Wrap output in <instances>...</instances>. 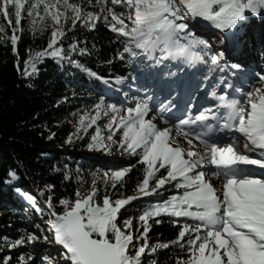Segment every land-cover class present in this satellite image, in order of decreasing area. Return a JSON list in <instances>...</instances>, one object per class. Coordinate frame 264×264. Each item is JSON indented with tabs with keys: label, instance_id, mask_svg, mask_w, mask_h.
Wrapping results in <instances>:
<instances>
[{
	"label": "snow or ice",
	"instance_id": "obj_1",
	"mask_svg": "<svg viewBox=\"0 0 264 264\" xmlns=\"http://www.w3.org/2000/svg\"><path fill=\"white\" fill-rule=\"evenodd\" d=\"M117 6L124 11L117 12ZM89 7L98 10L91 11ZM24 13L30 19L33 33L43 32L49 27L45 21H51L46 48L29 52L24 61L25 77L36 75L38 65L47 57L76 63L89 75L97 76L70 58L73 52L88 53L86 47L72 43L67 50L63 48L62 38L71 30L67 27L69 21L73 28L79 22L91 30L102 21L116 34L123 53L132 60L143 57L152 62L145 63V70L159 65L167 67L169 60L193 67L204 63L209 73L235 70L230 76L219 77L207 91L215 101L211 107L188 104L183 118H176L175 124L170 123L175 113L165 117L176 105L171 99L161 102L154 94L133 97L134 106L127 107L105 103L104 97H100L92 114L80 116L79 130L83 131L97 125L101 115L106 117L104 127L108 134L104 135L97 125L88 148L110 151V145L117 144L122 153L139 157L138 162L144 166L143 178L132 195L119 193V198L112 199L108 187L123 188L132 165L109 169L101 177L105 184L102 203L97 202L100 189L95 180L86 193L78 189L74 201L60 199L63 211L51 210L47 221L54 244L60 246L59 261L48 255L44 264H144L147 255L171 245L186 253L177 259V264H264V87L244 91L237 86L235 80L242 65L222 64L224 54L209 55L208 42L189 30V22L199 19L215 29L232 30L226 34L236 38L237 30L250 16L264 13V0H0V15L11 27L8 39L14 52L20 38L17 32L23 31ZM5 35V28L0 27V41ZM120 58L123 59V54ZM257 75L258 82L264 85V75ZM163 76L171 80L177 73L168 70ZM125 79L116 77V83L123 84ZM104 83L110 84V80L104 79ZM229 90L240 93L243 101ZM124 95L127 97V93ZM156 104V115L146 119ZM157 116L168 126L158 127L154 122ZM173 128L187 142V147L172 135ZM117 130L119 135L114 139ZM193 138L203 145L202 150H193ZM257 152L258 158L248 154ZM161 169L165 171L158 175ZM10 175L16 178L15 173ZM212 177L219 187L211 182ZM153 180L154 184H150ZM165 185L178 190L177 194L160 203L148 204L139 216L118 219L121 210H126L132 201L159 195ZM45 187L51 190L53 186ZM24 195L36 203L34 196ZM40 195H45L44 190ZM46 203L53 209L51 196ZM37 211L43 214L42 209ZM163 215L190 218L197 223L185 222L174 240L149 246V221ZM160 222L155 220L157 224ZM37 239L27 233L14 241L4 238V246L11 249ZM27 259L31 260V255ZM9 261L10 257L3 258V264ZM19 264H26L24 256L19 258ZM147 264L156 262L149 259Z\"/></svg>",
	"mask_w": 264,
	"mask_h": 264
},
{
	"label": "trees",
	"instance_id": "obj_2",
	"mask_svg": "<svg viewBox=\"0 0 264 264\" xmlns=\"http://www.w3.org/2000/svg\"><path fill=\"white\" fill-rule=\"evenodd\" d=\"M88 10L98 9L89 7ZM116 11L124 9L117 6ZM12 19L14 23V16ZM45 23L49 25L48 28L43 32L33 33L30 29V19L24 13L23 31L17 32L20 38L14 52L8 39L12 34L11 27L0 15V27H4L6 33L5 39L0 41V264L5 256L12 257L18 263L19 258L24 256L26 263L33 261V264H40L48 255L55 260L59 258L60 246H50L53 241L47 225L50 211L62 212L60 199L74 201L76 191L79 189L83 193L87 186L83 181L95 180L96 175L109 170L77 152L63 149L67 144L79 139L77 129L70 118L81 112L93 111V105L99 102L100 97H104V100L108 98L109 94L105 89L113 91L116 77H125V81L130 83H134L139 77L136 61L127 53H123V46L117 40L116 34L102 21L94 30L83 27L79 22L73 28L69 21L67 27L71 30L66 31L61 41L65 50L72 43L89 50L83 55L73 52L70 58L97 73L96 77L89 75L76 63H69L67 60L57 62L50 57L38 65L39 71L36 75L23 76L24 61L29 52L34 53L46 48L50 39L51 21L47 20ZM190 31L195 34L194 30ZM239 32L242 33L240 41L249 58L253 60L252 53L255 55L264 49L261 42L264 39V13L262 17H249L240 26ZM200 38L208 42L211 49L209 55H214L215 47L208 40L209 35L201 33ZM120 54H123V59ZM205 59L207 60V56ZM200 64L204 79L211 73L208 72L206 64ZM243 65L242 70L247 71L249 68L254 74L259 71L256 66L244 63ZM219 77L221 75H218ZM104 79L110 80V84H105ZM211 106L209 103L207 107ZM69 138L71 142H68ZM85 145L86 141L81 148ZM138 161L139 157L131 164L123 188L119 185L117 189L108 187L107 192L112 199L119 198V193L124 196L133 194L137 182L143 178L144 166ZM164 171L161 169L158 175ZM10 173H15L16 178L13 179ZM150 184H154V180L150 181ZM46 185L53 187L48 190ZM41 190H44V196L40 195ZM177 192L178 190L168 186L165 194L160 197H146L126 206V210H121L118 219L122 220L128 215L139 216L148 204L160 203ZM24 193L34 196L36 203L28 201ZM103 194L104 191H101L97 198L98 203H102ZM48 196L52 197L53 209H49L46 203ZM38 208L43 210V214L37 211ZM156 219L161 222L155 223ZM174 220L179 223H173ZM185 222L197 223L190 218L166 215L151 219L147 234L149 246L174 240L180 226ZM27 233H32L39 239L11 249L4 246V238L14 241ZM45 236L48 237L47 240L44 239ZM29 255L31 260L27 259ZM185 255L178 246L171 245L167 249H157L155 253L147 255L144 264H147L149 259L154 260L156 264H177V259Z\"/></svg>",
	"mask_w": 264,
	"mask_h": 264
},
{
	"label": "rangeland",
	"instance_id": "obj_3",
	"mask_svg": "<svg viewBox=\"0 0 264 264\" xmlns=\"http://www.w3.org/2000/svg\"><path fill=\"white\" fill-rule=\"evenodd\" d=\"M262 14H257V15H252L250 17H262ZM189 29L193 27L195 29L196 25L193 24V21L189 22ZM206 29H215L214 27H211L208 25ZM199 30V29H197ZM200 31V30H199ZM239 33V37L242 36V33ZM195 35L199 36L201 35L200 32L196 33ZM214 38H210V43H213L214 49H215V54L217 53H223V58L221 60L222 64H246V65H251V66H256L259 71L257 73H252V69H247L246 70H241L238 73V77L235 80V83L237 86L241 87L244 91L249 90L252 87L256 88H261L264 87V85H261L259 83V74L264 75V49L261 50L259 53H252L253 55V60L249 58L248 53L246 49L243 47L242 42L238 41L237 39V47L232 48L227 43L222 36H218L220 38H217L215 34H213ZM210 37V36H209ZM263 46H264V39L261 40ZM136 61V65L138 68V73L139 77L135 79L134 83H130L127 81H124L123 84H121L113 93H109V97L105 99V103H116L118 106L119 105H124L125 107L127 106H134V103L132 102L133 97H142L145 95H155L159 97L161 102L167 101L171 99V102L176 105L175 108L172 109L171 113H168L167 116H171L172 113H175V117L170 121L171 124H175V120L178 116H180L179 111V106L181 104H185L184 106L186 107L188 104H194L199 107H206L208 104V99L209 96L207 95V91L210 89L211 85L217 83L218 81V75L221 76H230L231 71H235L232 69H225L224 72H220L219 70H216L212 72L210 75H208V79L203 81V76L204 73L200 72V67L196 68H190L189 65L187 64H182L184 65V72L185 75H183L185 78L183 79L181 76H176L172 78L171 80L168 79L167 77L163 76V71L162 68L155 67L151 68L150 70H145L144 65L145 63H152L151 61H145L143 57H141L138 60H133ZM244 68V65H243ZM171 69V66L167 68V71ZM176 70V71H175ZM178 72L177 66H175L174 70ZM201 76V77H200ZM247 77H251L250 79H247ZM245 77V78H244ZM181 81H177L180 80ZM222 87V86H221ZM145 89H148V92H145ZM219 91V89H218ZM230 93H232L235 97L238 99H241L243 101V97L240 93H234L233 90H229ZM124 93H127V97H125ZM182 102V103H181ZM156 107H158V104L153 107L152 111L149 112L148 116L145 117L146 119L152 118L153 116L156 115ZM93 111H85L77 114L76 116H73L70 118L71 122L73 125L76 127L77 132H78V141H73L66 146L63 147L65 151L69 152H77L80 154L82 157L89 158L93 161H96L99 164H102L106 166L109 169L115 170L118 167H128L131 165L136 159L137 156H129L127 154L122 153L120 150L119 146L117 144H111L110 145V151H104V150H98V149H89L88 144L91 142V136L95 133V129L97 125L101 128L102 133L104 135L108 134V130L104 127V125L107 123V118L101 115V117L97 120V125H93L90 128H87V131L79 130V118L81 115L85 114H92ZM182 113V112H181ZM157 123L158 127H165L168 126L164 124L159 117L157 116L156 120L154 121ZM219 134V133H218ZM119 135V130L116 131V136H114V139H116ZM172 135L176 137L177 140H179L181 143L184 142L183 138L179 135H177V131L175 128L172 129ZM81 140V141H80ZM86 141L85 147L81 148V145L83 142ZM199 146V145H198ZM198 146L193 142V149L196 151H200L202 149H199ZM249 155H254L252 153H248ZM259 155V154H255ZM255 156V157H257ZM258 158V157H257ZM207 168H211L213 166L207 165ZM249 167H254V166H249ZM103 174H98L95 177V181L97 182V187L100 189V192L104 191L105 189V184L101 180V177ZM209 177H206V179ZM211 182L214 184V186L219 187V182L214 178H210ZM92 181H83L85 186L83 193H86L92 186ZM171 185H165V187H168ZM166 188L162 189L159 191V195L153 194L152 197H160L163 194H165ZM82 193V194H83ZM1 216V214H0ZM50 246L52 248L58 247L59 245L54 244L52 241L50 243ZM60 249V248H59ZM59 252V251H58ZM56 261H59V258L56 259ZM3 264V263H2ZM9 264H19L17 261H15L12 257L10 258ZM26 264H33V261L30 263ZM35 264V263H34ZM40 264H44V260L40 261Z\"/></svg>",
	"mask_w": 264,
	"mask_h": 264
},
{
	"label": "bare ground",
	"instance_id": "obj_4",
	"mask_svg": "<svg viewBox=\"0 0 264 264\" xmlns=\"http://www.w3.org/2000/svg\"><path fill=\"white\" fill-rule=\"evenodd\" d=\"M230 46H231V44H229ZM182 103V102H181ZM185 104H181L180 106H179V114L180 115H182V113H183V110H184V108H185V106H184ZM182 112V113H181ZM177 121V120H176ZM217 135H219V134H217ZM195 144H196V146H198V148L199 149H202L203 148V145H201L200 144V142L198 141V140H196L195 139V141H193ZM182 144V146H185V147H187V142L186 141H184V142H182L181 143ZM239 147H242V142H241V144L239 145ZM194 150V149H193ZM259 154V153H258Z\"/></svg>",
	"mask_w": 264,
	"mask_h": 264
},
{
	"label": "water",
	"instance_id": "obj_5",
	"mask_svg": "<svg viewBox=\"0 0 264 264\" xmlns=\"http://www.w3.org/2000/svg\"><path fill=\"white\" fill-rule=\"evenodd\" d=\"M164 188H165V187H164ZM164 188H163V189H164ZM160 190H162V189H160ZM160 190H159V191H160Z\"/></svg>",
	"mask_w": 264,
	"mask_h": 264
}]
</instances>
